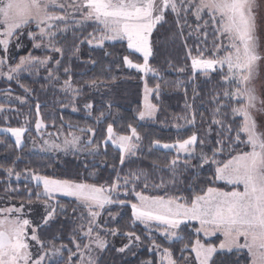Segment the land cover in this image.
<instances>
[{"label": "trees", "instance_id": "16d2710c", "mask_svg": "<svg viewBox=\"0 0 264 264\" xmlns=\"http://www.w3.org/2000/svg\"><path fill=\"white\" fill-rule=\"evenodd\" d=\"M37 31L31 24L14 36L8 49L12 65L19 63L22 57L45 59L53 56L60 60L59 74L64 80L71 77L73 87L80 88L81 97L75 104L44 77L23 75L10 82L0 80V105L9 109L0 114V129L28 128L23 147H18L8 135L0 134V197L19 205L47 201L42 196L41 186L25 180L27 173L102 188H111L127 180V195L119 199L125 205L111 208L102 219L104 228L111 231L103 236L111 243L97 264H148L149 261L158 264L154 243L160 250L169 248L177 264H185L188 260L196 264L191 250L196 241L214 242L218 246L222 240L220 236L206 240L197 234V226L191 224L180 227L182 240L171 242L158 234H151L149 238L148 230L133 223L131 204L137 203L134 197L137 192L165 199L179 198V202L191 204L194 196L204 195L208 188L242 191L241 187L220 183L216 173V169L233 156L249 150L243 143L244 135L240 133L237 139L242 120L233 116L232 109L240 103L225 97L230 87L223 82V74L215 72L209 79L197 74L193 78L190 55H196L198 41L189 37V31L174 13L167 11L164 21L151 35L152 54L148 61V66L157 73L147 78L148 87L159 91L152 97L157 116L154 121L141 123L143 75L124 63V57H128L133 64H143L141 55L130 51L125 42L106 43L99 48L88 45L89 34L97 33L96 26L89 24L62 39L61 57L34 47L28 34ZM4 54L0 49V57ZM65 69L69 71L66 73ZM8 97L20 102L10 103ZM86 104H92L93 108L86 109ZM101 112L107 118L98 122ZM40 121L46 133L67 137L80 135L92 143L86 145V153H35L30 140L36 136ZM190 121L192 125L175 129V125L180 127L183 122ZM109 123L113 124L117 135H130L128 125L136 129L140 147L135 157L121 163L120 150L107 142ZM193 134L197 142L192 157H180L173 150L161 148L164 144L177 145ZM96 146L98 149L93 150ZM202 157H207L209 162L204 163ZM173 160H177L174 166ZM8 169L12 170V175ZM17 173L23 178L19 182L14 179ZM37 193L41 195L37 197ZM57 201L54 219L46 225H38L37 237L46 252L60 249L61 258L54 257L44 264H77L78 258H72L74 242H84L80 229L89 224L87 210L77 201ZM112 230L117 234L113 235ZM127 233H134L140 240L119 252L118 249L130 244ZM210 264H251V257L245 250L218 253Z\"/></svg>", "mask_w": 264, "mask_h": 264}, {"label": "snow or ice", "instance_id": "6c2138e0", "mask_svg": "<svg viewBox=\"0 0 264 264\" xmlns=\"http://www.w3.org/2000/svg\"><path fill=\"white\" fill-rule=\"evenodd\" d=\"M57 7L63 9L64 5L58 4L57 0H0V46L3 47L5 53L11 38L19 30L31 24H35L39 29V38L41 40L47 38L51 46V42L58 34L52 31L56 22H67L64 15H56L50 11ZM255 7L256 0H199V3L195 4L194 11L197 19H200L202 14H207L213 23H218L220 35L229 42L228 45H221L217 49L218 54L219 51L228 48L224 56L217 59L193 58L192 66L207 71L214 70L217 65H226L227 74L223 75V81L236 85L233 91H225L224 95L240 103V107L232 109L234 115L243 117L237 139L240 133L245 134L246 140L243 143L249 147V150L233 156L222 167H218L216 173L217 179L226 178L229 184L242 185L243 191L222 192L208 188L204 195L194 196L191 204L180 203L179 198L165 199L163 196H147L137 192L135 195L138 202L131 204L133 223L136 221L143 223L148 229L149 238H151L150 224L152 222H157V231L163 228L162 234L169 241L182 240L179 229L182 224L192 220L199 221L200 228L196 229L197 233L204 232L206 236L220 233L223 239L218 246L204 245L199 240L192 246L191 250L195 252L197 264H209L214 254L218 252L226 254L232 252L233 249L241 248L247 249L251 264H264V132L257 130V124L251 115V110L256 107L258 97L255 89L250 85L254 79L257 61L261 59L257 51L255 34ZM74 9L80 13V19L76 20L77 24L82 25L92 21L99 26L102 33H105L99 36L90 33L92 38L87 39L89 45L96 41L95 46L102 47L105 40L126 38L130 49L143 53L144 63L133 64L128 57H124V63L147 73L151 71L148 58L152 54L148 40L149 34L160 22L164 21L166 10L179 16L181 11H190L192 4L191 0H74ZM66 30L65 28L60 31ZM28 35L31 39H36L33 33ZM34 47L40 48L41 45L37 43ZM53 50L62 53L60 48L53 47ZM76 50L79 51L78 48ZM50 59V57L43 60L32 56L22 57L15 66H9L7 73L0 72V75H6L11 80L14 78L13 73L18 74L25 71L31 63L46 64ZM5 63V59H0V68ZM56 63L60 62L56 61ZM68 71L65 69L66 73ZM92 83L95 84L94 81ZM64 90L73 93L74 98L80 92V88L73 87L71 77L64 82ZM85 108L92 109L93 105L86 104ZM3 110V105H0V111ZM153 111L154 106L146 104L145 111L139 113V119L144 120L150 117ZM106 118L105 113L101 112L97 120L99 122ZM214 122L218 123V121ZM37 127H40L39 123ZM128 128L130 135H117L111 123L106 129L107 140H110L120 150L121 163L124 162L125 153L135 155L138 149V143L134 141L138 142L140 137L135 128L131 125H128ZM3 131L10 132L16 138V145L22 146L21 136L26 131L25 129H3ZM88 131L93 130L88 129ZM79 139L73 136L72 140H66L65 144L75 147ZM196 142L197 136L193 134L188 139L178 142L177 145L164 144L162 147L166 149L176 147L178 152L191 155L189 146ZM88 143L91 144L92 141L89 140ZM156 143L159 144V142ZM98 147L96 146L93 150H97ZM202 159L204 163L209 162L207 157H202ZM211 162L216 163L215 160ZM171 164L176 165L177 160L171 161ZM7 171L9 175H12L11 169ZM16 175L19 177L18 173ZM25 179L35 180L37 187L42 183L45 196H50L53 192H65L81 200L89 209V216L92 218L89 220L87 231L83 233L90 240L84 248L91 251L93 244L101 250L107 247L106 241L99 234L94 239L92 238V226L96 224L95 218L99 215V212L92 211V208H103L105 204L117 203L109 195H105L106 191H115L116 184L106 190L95 185L54 180L38 174H30ZM127 183L128 181L125 180V186ZM36 195L39 197L41 193ZM118 203L123 204L124 202L119 201ZM22 209L23 205L20 208L0 209V264H42L45 259L44 255L33 259L30 251L27 240L31 221L21 219L19 215L12 216V213H20ZM54 212L55 209L49 211L43 218L45 224L53 217ZM209 228L212 229L211 232ZM32 233L30 239L38 240L35 229H32ZM112 234L115 235L116 231L112 230ZM126 235L130 238V242L131 239L140 240V237L134 233ZM241 239L244 241L243 244H241ZM76 247L79 251L80 245L77 244ZM128 247L129 245L126 244L118 251L124 252ZM153 247L158 249L160 246L154 243ZM184 248L187 249V245ZM162 251V261H167V264H176L169 248H164ZM59 252L60 249H54L53 255ZM88 264H94L91 257H89Z\"/></svg>", "mask_w": 264, "mask_h": 264}, {"label": "rangeland", "instance_id": "374dc122", "mask_svg": "<svg viewBox=\"0 0 264 264\" xmlns=\"http://www.w3.org/2000/svg\"><path fill=\"white\" fill-rule=\"evenodd\" d=\"M57 3L63 4L64 8L60 9L57 7V8L51 9L50 11L54 12V14H56V15H64L67 18V22L66 23L56 22V25L52 29V31L57 32L58 34L55 36L54 40L51 42V46L49 45V41L47 38H45L43 40H41L39 38V29L34 24L35 28L38 30L36 33H33L36 35V39H31L30 37H29V39L33 40L34 44L39 43L41 45V47L37 48V49H40L42 51L57 53L62 57L63 56V49L60 46V42L62 41V39H64L65 37H67L70 34H73L76 31L83 30L89 24L96 26V28H97L96 32L97 33L94 34L95 36L105 34V33H102L100 31L99 26L92 21L85 22L82 25L76 23V20L80 19V13L76 12L74 9V0H57ZM197 3H199V0H191L192 9L190 11H188V12L181 11L179 16H177L174 13L177 16V18L180 20L182 25L189 31L188 32L189 37L195 38L199 44L197 47L196 55H190V59H191L190 71L193 75V78L195 77V75L201 74L204 79H209L211 77V75L215 72H221L223 75H226L227 74V66L226 65H224V66L217 65V66H215L214 70L209 69L207 71L203 70L202 68H193V66H192L193 58L217 59L219 57L224 56L226 54V52L229 50L228 48H224V50L219 51V53L217 54L218 47L221 45H228L229 42L227 39L223 38L220 35V32L218 31L219 24L213 23L212 19L207 14H202V17L200 19L196 18V16L194 15V11H195V4H197ZM167 11H170V10H166V12ZM254 12H255V17H256V33L255 34L257 37V45H258L257 51H258V54L260 55L261 59L257 61L254 79L252 80L251 85H250L251 87H253L255 89V93L258 97V100L256 102V107L251 110V115L257 124V130L260 132H264V86H263V83H264L263 78L264 77H263V67H262L263 66V56H264V21H263V19H264V0H256V7L254 9ZM162 22H160L153 29L151 34H149L148 40H149L150 47H151V35L153 34L155 29ZM65 28L67 29L66 31H60L61 29H65ZM13 40H14V37L11 38L8 49H9L10 45L12 44ZM119 42H125L128 45L127 39L124 38V39H116V40H105L103 43V46L106 43H119ZM95 44H96V41H93V44L90 46L96 47ZM53 47L62 49V53H58V52L54 51ZM20 48H22V46H20ZM0 49L5 53L2 46H0ZM129 50L134 52V53H137L143 57L142 52H138L136 49H130V48H129ZM151 52H152V47H151ZM50 58L51 59L46 64H39V63L33 62L26 68L25 71H22L18 74L13 73L12 75L14 78L11 80H9L6 75H0V80L2 79V80H6V81L10 82V81H13V80H15L18 77L23 76V75L33 76V77H37V78L44 77L47 80H49L53 86H57L58 90H60L64 94L71 97L73 99V102L76 104L77 100L81 97L80 92L74 98L73 93L66 92L64 90V82L66 80H64L58 72V69L60 67V63L59 64L56 63V61L60 62V60H55L54 59L55 57H53V56H51ZM0 59L6 60L5 65L2 68H0V72L7 73L9 70V66H15V65H12V62L10 61L8 50L4 54V56L0 57ZM41 60H43V59H41ZM148 61H149V58H148ZM130 68H132V67H130ZM133 69L137 70L136 68H133ZM138 71H140V70H138ZM140 72L143 75V82H144L142 111H145V105L146 104L154 106L152 103V97L154 95H157L159 92L158 90H153V89H150L148 87L147 78L149 76H154L157 73L153 69H151V71H149L147 73H145L143 71H140ZM225 84L230 87L228 92H231L236 88V85L234 83L233 84L225 83ZM146 89L148 90L147 92H146ZM227 99L233 101L234 103H238L235 99H230V98H227ZM7 101L10 103H19L20 102V100H18V99L15 100V99H12L10 97L7 98ZM236 107H238V106H236ZM8 110L9 109L6 108L3 111H0V114L7 112ZM73 111L75 112V110H73ZM156 116H157V108L154 106L153 114L150 117H146L144 120H140V121H141V123L151 122V121L155 120ZM233 116L235 118L241 119L243 122L242 116L234 115V114H233ZM38 123L40 124V127L39 128L36 127V131H35L36 136L34 137V139L32 138V140H30L31 150L33 152L39 153V154H53V155L62 154V153H69V152H74V153H86L87 152L86 151V145L89 143L86 142V140L83 136L72 134V135L67 137V136H63L59 133H46L45 132V129H46L45 125L43 123H41V121ZM192 124H193V122L186 123V124H185V122H183L180 127L178 125H175V129H179V128L183 129L187 125H192ZM23 129H25L26 131H24L22 133V136H21L22 146H20V147H23L26 143L25 142V136H26V133L28 131V128L24 127ZM0 134L8 135L14 141L16 139L14 136H12V134L10 132H4L3 129H0ZM241 134L244 135L246 138L245 134H243V133H241ZM73 136L80 138L77 145L75 147H72L71 145H66L65 141L66 140L71 141ZM107 142L112 144L110 140H108ZM134 142L138 143V149H137L135 155H130V154L125 153L124 162L127 161L129 158L136 156V154L139 150V147H140V139L138 142L137 141H134ZM195 145H196V143L194 145L189 146V153H191V155H189L188 153H185V152H178L176 147H173L171 149H166L163 147H161V148L166 149V150H173L180 157H192L195 154ZM113 146H115V145H113ZM30 174H32V173H27L25 175V177L29 176ZM14 179H15V181L19 182L23 178L21 176L17 177V175H16L14 177ZM25 180L32 182L34 185H37V182L35 180H31V179H25ZM218 181L220 183H223V184H226L229 186L241 187L242 191H243L242 185L237 186V185L229 184L226 178L225 179H218ZM75 184H84V183H75ZM116 185H117V187H116L115 191H112V192L106 191L105 195H109L111 197V199L113 201H117V203L105 204L103 208H97V207L92 208V211L99 212V215L95 218L96 224L92 226L93 227L92 238L94 239L96 237V235L99 234V236L104 241H106L107 246L109 243H111V240L108 239L106 236H103V234L104 233L109 234V233H111V231L104 228L103 224L101 223L102 219H103V217H105V214L111 208H113L115 206H124L125 203L120 204L118 202H119V199L121 197L127 195L126 187L128 186V183L125 186V181H121V182L117 183ZM40 186L42 188V196L47 198L48 200L43 202V203H40L38 205H33V204L32 205H23L22 211L20 213H12V216L19 215L21 219H28L31 221V224L28 228L29 238H28L27 242L30 245V251L32 253L33 259H37L40 255H44L45 259L42 262V264H44L46 262H48V263L51 262L52 259H54V257L61 258V256H60L61 251L55 255H53V250H51L50 252H46L44 250L43 246H41V243L38 242V240H31L30 239L31 235L33 234L32 229H35V235L37 236L38 225H46L43 222V218L45 216H47V213L49 211H52L53 209H55V212H56L58 199L73 200V201H77L79 204H81L84 207H86V206L77 197L70 196L65 192H53L50 196H45V195H43V191H44L43 184L40 183ZM104 189L107 190L109 188H104ZM134 197L136 198V195ZM20 206L21 205L13 203L12 201H10L7 198L0 197V209H9V208H13V207L20 208ZM86 210H87L86 214H87L89 220L92 219L89 216V209L87 207H86ZM55 212L53 214V217L49 219L48 223L54 219ZM135 223L141 225L143 228L148 230L143 223H141L139 221H136ZM156 223L157 222H152L150 224L151 234H158L159 236L166 238L162 234L163 228H161L159 231L156 230ZM191 224H194L197 226V228H200L199 221H196V220L187 221L185 224H182L181 226L191 225ZM97 225H98V227H97ZM88 227H89V224L87 226H85L84 228L80 229L81 237L83 238L84 242H81L79 240L74 242V252H73L74 255H72V258H74V257L78 258L77 264H88L89 257L92 258V260L94 261V264H97L102 253L106 249L105 248V249L101 250V249L97 248L94 244L91 246V251L84 248L85 244L90 243L89 238H87L83 235V233L85 231H87ZM211 231H212V229L209 228V232H211ZM197 234L199 236L203 237L204 239L209 240V241L210 240L212 241L217 236H220L223 239V236L220 233H216L215 235H207V236L204 234V232H200ZM173 241H175V240H173ZM129 242H130V239H129ZM134 242H139V241H136L135 239L134 240L131 239L129 246H131ZM200 243H202V242H200ZM243 243H244V241H243V239H241V244H243ZM77 244L80 245L79 251L77 250V247H76ZM202 244L214 245V242H211L210 244H205V243H202ZM242 250L247 251V249H243V248L233 249V251H242ZM155 251H156L158 259H159L158 264H167V261H162V259H161L162 255H163V251L160 250L159 248L158 249L156 248ZM218 253H221V252H218ZM215 255L216 254H214V256ZM194 256H195V252H194ZM211 261L212 260L209 261V264L211 263ZM148 264H151V261H149ZM185 264H192V262L190 260H188ZM196 264H197V261H196Z\"/></svg>", "mask_w": 264, "mask_h": 264}, {"label": "flooded vegetation", "instance_id": "af4514ba", "mask_svg": "<svg viewBox=\"0 0 264 264\" xmlns=\"http://www.w3.org/2000/svg\"><path fill=\"white\" fill-rule=\"evenodd\" d=\"M263 21H264V19H263ZM262 67H263V77H264V56H263V66ZM263 86H264V83H263Z\"/></svg>", "mask_w": 264, "mask_h": 264}]
</instances>
